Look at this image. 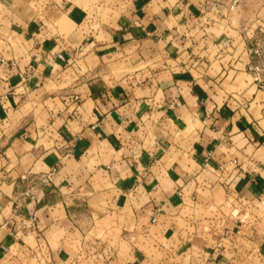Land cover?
<instances>
[{"label":"crops","instance_id":"1","mask_svg":"<svg viewBox=\"0 0 264 264\" xmlns=\"http://www.w3.org/2000/svg\"><path fill=\"white\" fill-rule=\"evenodd\" d=\"M49 1L0 26V264H264V0Z\"/></svg>","mask_w":264,"mask_h":264},{"label":"rangeland","instance_id":"2","mask_svg":"<svg viewBox=\"0 0 264 264\" xmlns=\"http://www.w3.org/2000/svg\"><path fill=\"white\" fill-rule=\"evenodd\" d=\"M74 1H76V3L78 4H81L88 12V18H87L88 23L94 28L98 27V17H102V20L107 21L110 16L111 5L107 0H83V1L74 0ZM49 2H50L49 0H0V26H3L4 28L6 27L5 29H7L9 25L12 23V21L27 23L31 21L36 15L43 12L48 6H50L51 4ZM5 29H3L4 32L0 31V34L2 36L6 34L4 37L9 38V33L5 32ZM8 43H10L11 45V50L20 47V41H18V39L14 36L10 38ZM144 49H146L144 53L145 56L139 54L138 59L147 61L148 50L147 48ZM83 51L84 50L82 48V45H79L77 54L79 55ZM152 53L155 54L156 50H154ZM115 68H116L115 70L118 72V74H116L117 77L121 76V74H123L124 71L128 72L126 66L124 65V62H121L120 65H118V67L115 66ZM186 250L189 252L188 248ZM185 258L186 259L184 262H189L190 264L191 259H189V254L186 255ZM255 262L257 264H260V261L258 260H256Z\"/></svg>","mask_w":264,"mask_h":264},{"label":"built area","instance_id":"3","mask_svg":"<svg viewBox=\"0 0 264 264\" xmlns=\"http://www.w3.org/2000/svg\"><path fill=\"white\" fill-rule=\"evenodd\" d=\"M239 1L231 0L230 12L235 11ZM245 52L249 57L247 73L255 84L264 89V26H261L257 32L247 39ZM74 101H78V97H75ZM42 183H47V180L43 179Z\"/></svg>","mask_w":264,"mask_h":264}]
</instances>
